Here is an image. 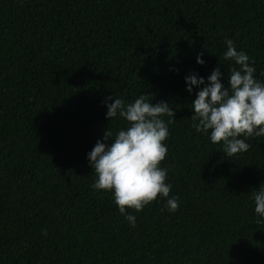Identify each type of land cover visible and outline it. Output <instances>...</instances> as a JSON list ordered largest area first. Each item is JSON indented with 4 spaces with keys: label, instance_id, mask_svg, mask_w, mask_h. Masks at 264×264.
<instances>
[{
    "label": "trees",
    "instance_id": "1",
    "mask_svg": "<svg viewBox=\"0 0 264 264\" xmlns=\"http://www.w3.org/2000/svg\"><path fill=\"white\" fill-rule=\"evenodd\" d=\"M225 37L264 80V0H0V264H264V136L225 155L184 79L238 67ZM142 92L174 110L160 166L179 206L127 209L133 227L86 154L126 124L101 101Z\"/></svg>",
    "mask_w": 264,
    "mask_h": 264
},
{
    "label": "clouds",
    "instance_id": "2",
    "mask_svg": "<svg viewBox=\"0 0 264 264\" xmlns=\"http://www.w3.org/2000/svg\"><path fill=\"white\" fill-rule=\"evenodd\" d=\"M224 44L223 59L238 65L228 69L226 78L215 67L206 79L197 73L184 79L189 93L196 89L191 101L196 132L207 134L212 143L221 144L225 155L232 156L249 148L248 137L264 136V80L255 75L249 55L238 50L232 39L225 37ZM196 62L205 63L202 53ZM101 103L106 106L105 117L110 122L120 118L126 124L115 133L106 128L102 139L87 152L95 173L91 188L111 191L119 212L133 227L136 216L127 209L139 212L158 195L166 198V210L175 212L179 200L175 194L169 195L172 185L166 182L168 169L160 166L167 154L164 141L169 135L168 124L174 120L173 108L164 101L153 103L143 92L130 102L115 94ZM164 116L169 118L167 122ZM251 197L254 212L264 219V182L251 192ZM42 233L47 234L46 230Z\"/></svg>",
    "mask_w": 264,
    "mask_h": 264
}]
</instances>
